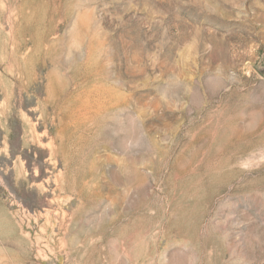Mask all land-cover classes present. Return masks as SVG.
<instances>
[{
	"label": "rangeland",
	"instance_id": "374dc122",
	"mask_svg": "<svg viewBox=\"0 0 264 264\" xmlns=\"http://www.w3.org/2000/svg\"><path fill=\"white\" fill-rule=\"evenodd\" d=\"M0 264H264V0H0Z\"/></svg>",
	"mask_w": 264,
	"mask_h": 264
}]
</instances>
